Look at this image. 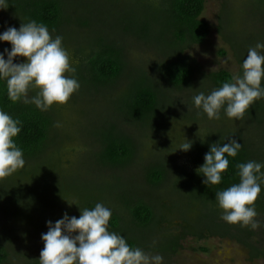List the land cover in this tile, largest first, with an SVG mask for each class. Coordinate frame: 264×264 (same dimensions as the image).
Returning <instances> with one entry per match:
<instances>
[{
  "label": "trees",
  "instance_id": "1",
  "mask_svg": "<svg viewBox=\"0 0 264 264\" xmlns=\"http://www.w3.org/2000/svg\"><path fill=\"white\" fill-rule=\"evenodd\" d=\"M132 4L138 9L126 10L127 4ZM205 0H8L5 8L9 14L7 21L0 23V31L8 26L19 28L27 19H35L45 23L52 35H61L63 44L70 40L67 29L75 22L85 26L89 37L84 42L71 37L72 45L80 51L76 68V77L84 89L116 88L120 82H124L122 89L115 97L110 99L113 115L142 127L156 126L163 123L169 110L168 102L164 97V82L175 90L192 87L193 97L199 91L210 92L219 87L221 82L229 80L233 75L225 70L205 74L202 80L193 83L196 74L194 62L183 56L184 50L192 44L201 43L209 33L208 23L201 18ZM263 4L264 0H259ZM144 5V10L141 6ZM140 7V8H139ZM142 13V14H141ZM80 14L79 16H76ZM81 22V23H80ZM82 24V25H80ZM128 31L140 37L159 54L164 57V62L155 67L158 80L147 76L129 61V56L123 45L122 34ZM236 34L233 32L229 41L236 46ZM3 41L0 42L4 45ZM9 43V42H8ZM249 48V46H247ZM0 51L1 46H0ZM244 57L240 58L242 62ZM35 91L29 92L34 95ZM192 104L193 100L191 98ZM0 108H3L13 118L22 121V130L14 138L17 145L23 149L24 158L29 169L21 170L26 181L30 174L35 175L39 171L44 173L55 172V164L58 162L55 152L48 154V148L54 142L52 129L54 125V108L41 111L34 104H25L22 101L12 102L7 94L3 82H0ZM197 109V108H196ZM201 111L200 109H197ZM221 114L223 111L221 110ZM245 119L264 123V98L256 100L244 115ZM164 125V124H163ZM100 143V151L97 153L99 161L112 167L124 168L136 162L137 144L133 135L119 127L116 121L107 122L103 129L95 130ZM54 136V135H53ZM217 141L225 143L229 137L224 134ZM248 140L253 144V139L248 136L240 137L242 148L236 157H229V167L223 173L220 184L207 186L202 183L203 176L196 170H183L175 168L173 179L168 178L169 171L164 164L151 166L145 172L146 184L152 190L163 192H175L178 198L171 205L165 204L161 199L157 200L156 212L154 204L147 202L136 192L141 187L139 183H131L133 191L124 195L121 199L113 197L124 185V178L118 181L94 180L83 182L82 185L71 187L75 191V200L79 207H94L95 203L102 202L110 208L111 204L119 207L120 213L112 212L109 221V230L122 233L127 242L133 246H142L147 249L146 238L157 233L166 219V211L176 209L180 213L182 222L178 233L167 234L159 248L164 254L176 251L179 241L186 235L202 237L210 234H220L235 237L248 244L247 237L252 231L249 227H241L239 224H229L221 219V209L217 207L215 192L238 182L235 175V167L238 162L248 160L264 161V154H252L244 145ZM213 141L208 137H199L192 141V147L188 150L190 160L204 162V154L209 150ZM57 173V172H56ZM9 176L0 178V189L9 185L19 184ZM130 185V184H129ZM143 185V184H142ZM144 186V185H143ZM9 189V191H8ZM11 188L0 191V214L13 217L14 226L30 225V232L34 235L46 232L42 218L28 206L21 202L23 197L14 198L9 195ZM116 191V192H115ZM160 194V192H158ZM158 197V196H157ZM69 198V196H68ZM67 195L65 199H68ZM112 201V202H111ZM258 214L264 217V191L255 201ZM126 213L132 226L121 224L122 214ZM6 228L0 223V264L8 257V249L3 243ZM143 240V242H142ZM205 250V248H198ZM257 249L254 248L253 251Z\"/></svg>",
  "mask_w": 264,
  "mask_h": 264
},
{
  "label": "rangeland",
  "instance_id": "2",
  "mask_svg": "<svg viewBox=\"0 0 264 264\" xmlns=\"http://www.w3.org/2000/svg\"><path fill=\"white\" fill-rule=\"evenodd\" d=\"M145 8L144 5L141 6V10ZM125 9L134 11L138 7L129 3ZM8 18L7 10L0 9V23ZM74 18L75 15L72 17L74 23L67 28L70 31L67 34L70 40L63 44L69 51L73 64L81 54L72 45L71 37L82 42L89 37L85 26L80 27ZM201 18L209 25L207 37L201 43L190 45L183 52V56L194 62L197 70L192 85L199 79L202 80L205 74L219 69H225L232 75L240 73V58L247 55V46L264 41V6L259 0H205ZM232 32L236 34V46L228 40ZM122 37L131 65L158 80L155 67L164 62V57L140 37L128 31ZM0 46L1 50L10 48V43L4 42ZM23 59L18 57L16 62ZM159 83L163 85L162 90L169 110L163 123L156 126L133 125L113 115L110 99L122 89L124 82L110 90L101 87L84 89L80 86L67 103H54V142L47 152H55L57 155L55 172L39 171L38 175L37 172L35 175L30 174L26 181L21 182L25 176L20 171L29 169L26 163L23 168L9 176L12 180L21 182L9 185L12 189L9 195L19 199L23 197V193L25 197L21 202L42 218V225L47 230L45 222L59 219L65 211L69 215H80L78 206L69 205L66 200H75V191L71 187H80L83 182L118 181L124 178L123 187L113 197L121 199L133 191L131 183H139L141 187L136 195L154 204L155 209L159 199L171 205L178 195L168 191L169 189L163 192L165 188L152 190L146 184L145 172L151 166L164 164L169 171L168 178L173 179L175 168L196 170L200 163L190 160L188 151L175 149L184 138L193 141L199 137H208L214 142L221 134L237 141H240V137L248 136L253 139V144L245 140L244 145L252 154H264V123L258 124L244 117L241 120L230 119L224 114L219 119H209L192 104V87L175 90L163 81ZM112 121H116L121 129L133 135L137 144L136 162L124 168L101 163L97 154L100 143L95 130L103 129L107 122ZM9 187H3L0 191L3 193ZM66 195L69 198L65 200ZM110 209L117 213L122 211L114 203L110 205ZM122 217L123 226H132L125 212ZM166 219L161 225L162 229L146 238L145 243L149 245L147 249L138 245L149 254L163 256V264H264V217L260 214L255 218L260 221V226L256 229L249 227L252 233L247 237L248 244L235 237L216 233L202 237L186 235L179 241L176 251L164 254L157 248L158 245L167 234L178 233L182 222L176 209L166 211ZM13 221V217L6 213L0 214V223L6 228L2 241L8 249V257L3 264H39V253L43 247L40 237L43 232L34 235L29 231L30 225L24 227L20 224L15 227ZM254 248L257 251H253Z\"/></svg>",
  "mask_w": 264,
  "mask_h": 264
},
{
  "label": "clouds",
  "instance_id": "3",
  "mask_svg": "<svg viewBox=\"0 0 264 264\" xmlns=\"http://www.w3.org/2000/svg\"><path fill=\"white\" fill-rule=\"evenodd\" d=\"M8 7V0H0V9ZM43 22L27 19L19 28L8 26L0 31V42L7 41L10 48L0 51V82L12 102L34 104L47 111L54 103L65 104L79 90L80 82L71 56L63 45L61 35ZM18 57L24 59L16 62ZM241 72L221 82L210 92L199 91L193 105L209 119H219L221 110L230 119H242L249 107L264 98V41L249 46ZM34 90V95L29 92ZM57 126L59 123L57 122ZM22 130V121L0 108V178L12 175L25 166L24 152L15 141ZM192 141L186 140L175 149L188 151ZM242 144L230 138L225 143L213 142L204 154L203 163L196 172L203 176L202 183L220 184L228 170L229 157H236ZM238 182L215 192L221 219L229 224L256 229L260 221L255 201L264 191V161L248 160L235 165ZM66 200V199H65ZM80 215L65 211L55 220H47V231L41 233L43 247L39 264H163L159 254H149L139 246L127 242L117 231L109 230L112 210L102 202L94 207H79Z\"/></svg>",
  "mask_w": 264,
  "mask_h": 264
}]
</instances>
